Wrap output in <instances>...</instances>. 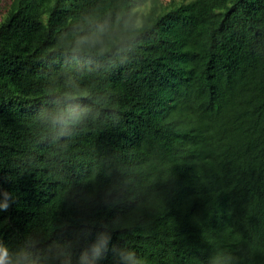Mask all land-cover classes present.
<instances>
[{
  "label": "trees",
  "instance_id": "1",
  "mask_svg": "<svg viewBox=\"0 0 264 264\" xmlns=\"http://www.w3.org/2000/svg\"><path fill=\"white\" fill-rule=\"evenodd\" d=\"M0 264H264V0H12Z\"/></svg>",
  "mask_w": 264,
  "mask_h": 264
},
{
  "label": "rangeland",
  "instance_id": "2",
  "mask_svg": "<svg viewBox=\"0 0 264 264\" xmlns=\"http://www.w3.org/2000/svg\"><path fill=\"white\" fill-rule=\"evenodd\" d=\"M12 0H0V23L2 18L6 14V10L11 3ZM191 0H156V4L158 8L162 11L168 10V9H173L179 5L185 4ZM149 4H145L143 6H140L135 9V12L138 14H145L148 10Z\"/></svg>",
  "mask_w": 264,
  "mask_h": 264
}]
</instances>
